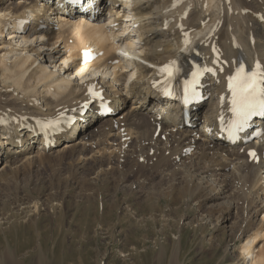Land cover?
<instances>
[{
    "label": "bare ground",
    "instance_id": "1",
    "mask_svg": "<svg viewBox=\"0 0 264 264\" xmlns=\"http://www.w3.org/2000/svg\"><path fill=\"white\" fill-rule=\"evenodd\" d=\"M11 1L0 0V175L6 171L4 162L12 168L46 154L84 156L91 149L84 140L97 123L122 124L108 132V146L98 140L92 152L133 156L137 146L132 139L147 148L154 137L160 154L155 168L166 162L179 179L187 172L196 190L210 188L204 201L225 196L228 210L222 220H230L233 208L243 214L236 232L239 259L264 264V137L256 164L243 144L231 146L219 138L218 126L219 119L228 118V77L241 65L264 68V0H103L105 12L93 24L82 15L61 18L53 4L40 5L44 0ZM213 48L221 55L218 78L205 81L207 101L192 109L188 126L179 117L180 106L164 103L155 92L156 67L177 60L187 73L199 57L207 63ZM92 50L96 60L75 73L81 53ZM100 103L109 105L110 116L98 115ZM61 116L78 121L61 128L55 146L45 151L37 126ZM163 143L166 147L159 148ZM191 150L197 158L189 156ZM8 215L13 225L19 222L17 214ZM5 245L0 264H15L17 251Z\"/></svg>",
    "mask_w": 264,
    "mask_h": 264
},
{
    "label": "rangeland",
    "instance_id": "2",
    "mask_svg": "<svg viewBox=\"0 0 264 264\" xmlns=\"http://www.w3.org/2000/svg\"><path fill=\"white\" fill-rule=\"evenodd\" d=\"M121 125L97 123L84 140L91 147L86 157L55 153L1 165L0 218L8 217L0 222V249L9 242L15 264H242L241 211L233 208L224 222L225 196L204 201L210 188L196 190L187 172L179 179L166 162L155 168L154 137L147 148L132 139L133 156L92 152L98 140L108 146V132Z\"/></svg>",
    "mask_w": 264,
    "mask_h": 264
},
{
    "label": "snow or ice",
    "instance_id": "3",
    "mask_svg": "<svg viewBox=\"0 0 264 264\" xmlns=\"http://www.w3.org/2000/svg\"><path fill=\"white\" fill-rule=\"evenodd\" d=\"M89 54L86 52L85 56ZM162 74L171 80L179 68L176 67V62L173 61L160 69ZM199 71L194 72L193 80L186 82L185 93H189L192 86L199 76ZM229 88L232 91V109L235 115V120L232 122L233 128L242 127L250 117L256 114L264 115V68L257 63L256 68L248 70L246 66L241 65L235 72V75L229 77ZM166 94L171 95L170 88L165 89ZM96 95V93H93ZM255 157V153H251Z\"/></svg>",
    "mask_w": 264,
    "mask_h": 264
}]
</instances>
